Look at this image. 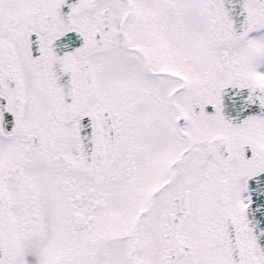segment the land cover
<instances>
[{
    "label": "snow or ice",
    "instance_id": "6c2138e0",
    "mask_svg": "<svg viewBox=\"0 0 264 264\" xmlns=\"http://www.w3.org/2000/svg\"><path fill=\"white\" fill-rule=\"evenodd\" d=\"M0 264H264V0H0Z\"/></svg>",
    "mask_w": 264,
    "mask_h": 264
}]
</instances>
